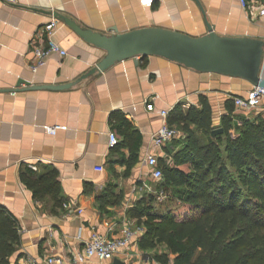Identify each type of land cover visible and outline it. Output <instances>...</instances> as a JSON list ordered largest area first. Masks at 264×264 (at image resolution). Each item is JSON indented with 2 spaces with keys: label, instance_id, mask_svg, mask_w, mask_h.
<instances>
[{
  "label": "crops",
  "instance_id": "crops-1",
  "mask_svg": "<svg viewBox=\"0 0 264 264\" xmlns=\"http://www.w3.org/2000/svg\"><path fill=\"white\" fill-rule=\"evenodd\" d=\"M27 7L66 14L104 34L160 27L199 37L212 26L222 36L264 39V18L248 16L238 0H0V205L19 227V244L10 263L43 264L47 256L71 260L92 232L114 237L126 224L143 228L129 248L111 261L91 259L81 264H114V259L121 264H164L156 259L164 253L170 258L166 264L172 262L174 256L162 245L140 246L146 218L140 201L147 194L157 198L163 192L150 185L144 164L152 151L150 136L164 121L160 113L177 104L184 111L199 107L200 97H205L212 126L219 128L221 118L229 115V100L231 135L243 118L264 117V113L243 115L234 106L232 98L246 96L252 85L239 78L199 73L158 56L128 58L89 74L105 52L61 20L52 39L66 55L51 54L32 72L29 41L54 17ZM124 120L141 136L138 161L131 168L125 163L129 149L122 143ZM46 125L62 128L50 135L43 129ZM109 132L116 136L114 144ZM181 137L182 133L173 140ZM179 147L171 141L162 152L172 159ZM162 152L157 155L164 161ZM28 164L37 166L35 176L56 171V202L50 193L34 198L21 182L20 171ZM99 165L102 171L95 170Z\"/></svg>",
  "mask_w": 264,
  "mask_h": 264
},
{
  "label": "trees",
  "instance_id": "trees-1",
  "mask_svg": "<svg viewBox=\"0 0 264 264\" xmlns=\"http://www.w3.org/2000/svg\"><path fill=\"white\" fill-rule=\"evenodd\" d=\"M227 103L229 115L221 118L219 127L223 132L214 136L205 97H200L199 107L184 111L177 104L167 116L182 139L172 140L180 147L170 163L159 160L163 176L155 189L169 193L165 208L154 204L153 194L140 201V212L146 214L140 246L162 245L174 256V264H264V117L243 118L238 135L231 137L232 104ZM124 123L122 143L129 149L125 163L131 168L138 161L141 136L127 120ZM56 175L52 170L35 176L25 165L19 177L34 198L50 193L56 202ZM18 244L17 221L0 205V264H11ZM156 259L164 264L170 260L167 253Z\"/></svg>",
  "mask_w": 264,
  "mask_h": 264
},
{
  "label": "water",
  "instance_id": "water-1",
  "mask_svg": "<svg viewBox=\"0 0 264 264\" xmlns=\"http://www.w3.org/2000/svg\"><path fill=\"white\" fill-rule=\"evenodd\" d=\"M27 8L53 15L81 38L105 52L89 74L96 70L103 71L128 58L158 56L199 73L239 78L249 82L252 87L264 89V39L222 36L212 26H208L207 34L199 37L160 27H144L124 33L114 30L113 34H104L85 28L66 14ZM39 87L55 86H32ZM222 132V128H216L211 134L214 136ZM113 262L121 264L117 259Z\"/></svg>",
  "mask_w": 264,
  "mask_h": 264
},
{
  "label": "built area",
  "instance_id": "built-area-1",
  "mask_svg": "<svg viewBox=\"0 0 264 264\" xmlns=\"http://www.w3.org/2000/svg\"><path fill=\"white\" fill-rule=\"evenodd\" d=\"M7 3H15L16 0H3ZM241 8L248 16H260L264 18V0H238ZM58 21L54 18L50 19L44 25L37 29L35 34L29 41V53L32 58L29 63V68L32 72H36L44 66L47 62V58L51 54H57L59 57L66 55V50L61 48L56 42L53 41L52 36L57 28ZM234 106L241 111L243 115L251 113H264V89L259 87H252L247 95L244 97H233ZM169 111L162 110L161 116L163 123L161 126L151 134L150 143L152 151L148 153L144 158V164L147 167V175L150 180L156 182L162 179V168L159 164L158 151H163L164 147L170 143L173 139L180 137L181 133L174 127H171L167 123V116ZM60 125H46L43 126L44 131L47 134L55 135L57 130L61 129ZM109 142L114 144L116 142V136L113 132H109ZM162 158L166 163L172 161L170 156H167L162 152ZM28 167L32 170H37L35 164H28ZM95 170L102 171L103 166L99 165L95 167ZM142 187L150 192L148 184H142ZM157 198L161 199V195ZM78 212H82V209H78ZM143 231V228L137 226H131L126 224L121 228L119 234L114 237H109L100 234L96 231L92 232L85 242L84 248L75 254L71 260H64L58 256L45 257L43 264H81L95 259L100 263L111 261L118 253L125 251L129 248L130 243L135 239L137 233ZM26 264H35L33 262H26ZM168 264H174L170 262Z\"/></svg>",
  "mask_w": 264,
  "mask_h": 264
},
{
  "label": "rangeland",
  "instance_id": "rangeland-1",
  "mask_svg": "<svg viewBox=\"0 0 264 264\" xmlns=\"http://www.w3.org/2000/svg\"><path fill=\"white\" fill-rule=\"evenodd\" d=\"M254 116H255V115H253V116L251 115V116L248 117V119L252 120V119H254ZM237 135H238V131H237V129L235 128L234 132L231 133V137H236ZM158 182H159V181H156V182L152 181V182L150 183V185H151L153 188H156ZM160 191H162V190H160ZM160 195H161L162 198H161V199H160V198H159V199L157 198V203H158L157 205H159L161 208L164 209V208H165V204H166V202H167L165 198H166L167 195L169 196V193H168V192H160ZM162 199H163V202L160 203V201H162ZM158 201H159V202H158ZM175 204H176V203H175ZM157 205H156V206H157ZM182 210H183V209H181V211H182Z\"/></svg>",
  "mask_w": 264,
  "mask_h": 264
}]
</instances>
